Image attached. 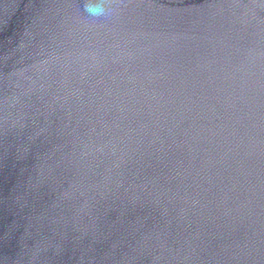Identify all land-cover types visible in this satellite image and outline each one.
I'll use <instances>...</instances> for the list:
<instances>
[{
    "label": "water",
    "instance_id": "water-1",
    "mask_svg": "<svg viewBox=\"0 0 264 264\" xmlns=\"http://www.w3.org/2000/svg\"><path fill=\"white\" fill-rule=\"evenodd\" d=\"M0 0V264H264V0Z\"/></svg>",
    "mask_w": 264,
    "mask_h": 264
},
{
    "label": "clouds",
    "instance_id": "clouds-1",
    "mask_svg": "<svg viewBox=\"0 0 264 264\" xmlns=\"http://www.w3.org/2000/svg\"><path fill=\"white\" fill-rule=\"evenodd\" d=\"M84 12L92 19H106L113 15L114 10L107 6L106 0H89L84 7Z\"/></svg>",
    "mask_w": 264,
    "mask_h": 264
}]
</instances>
